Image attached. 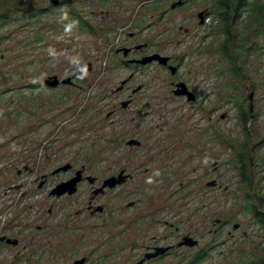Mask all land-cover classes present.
Instances as JSON below:
<instances>
[{"label":"flooded vegetation","instance_id":"obj_1","mask_svg":"<svg viewBox=\"0 0 264 264\" xmlns=\"http://www.w3.org/2000/svg\"><path fill=\"white\" fill-rule=\"evenodd\" d=\"M43 1L50 6L36 12L65 7L67 16L61 15V29L77 26L80 33L87 27L91 29L86 2ZM118 1L113 0L110 9L98 12L113 25L108 35L100 20L96 30L100 37L114 41V82L107 83V93L103 94L114 100L105 114V118L114 115L110 128L114 131V147L109 149L114 152V161L101 163L90 156L78 161L72 156L50 162L48 153L41 154L46 145L32 162H24L26 158L15 149L9 152L0 170L5 176L0 193V264H264V192L255 187L253 173L255 165H261L264 171V160L259 156L260 161L255 163L252 156L263 146L264 136L251 145L244 142L237 160L238 181L249 189L239 212L247 217L249 227H254V237L247 229L239 231L244 220L237 221L228 211L219 216L209 214L210 210L197 212L191 208L192 194L182 192L184 185L197 180L191 176L184 182L187 161L213 148L209 131H213L215 85L208 76L212 71L205 64L185 73L180 68L186 57H192V51L210 49L205 43L214 29L209 18L216 17L215 1L214 9L205 6L195 11L196 23L207 26L206 32L195 34L181 24L176 29L170 26L176 20L175 14L193 0ZM262 3L248 0L242 11L251 7L255 21H260L259 16L264 15ZM6 15L7 11L0 13V20ZM161 23L164 28L153 34L156 42L168 41L170 35L176 42L189 40L179 50L181 56L167 52L165 43L157 46L147 39L148 28ZM179 32L184 34L181 38ZM153 55L165 59L139 61ZM145 67L162 69L169 80L138 81L136 74ZM120 68H128L129 72L119 78L116 71ZM91 69L92 65L86 71ZM79 71L77 65L69 76L51 75L58 78L54 85L43 80L33 86L67 90L93 87L95 83L83 78L86 71ZM65 77L70 81L63 82ZM247 100L250 120L251 96ZM174 101L188 105L187 119L197 115L196 123L184 130H179L177 124L172 127L167 118L173 117L177 109L183 116V108L175 107ZM205 120V126L199 125ZM71 132V119L63 118L53 123L47 137L55 135L59 140V136L68 137ZM14 135V139L19 138L21 133ZM204 161L203 183L220 186L214 177L215 161ZM103 168L105 174L99 171ZM27 172L32 178L24 183L21 177ZM75 178L73 189L64 185ZM109 178H114V184L103 185ZM228 241L236 249L230 247L227 256L216 258L215 252L222 254L220 247Z\"/></svg>","mask_w":264,"mask_h":264},{"label":"rangeland","instance_id":"obj_2","mask_svg":"<svg viewBox=\"0 0 264 264\" xmlns=\"http://www.w3.org/2000/svg\"><path fill=\"white\" fill-rule=\"evenodd\" d=\"M79 1L86 2L84 5L91 17L89 21L91 29H87L88 27L82 29L84 30L82 33L77 26L61 29L59 23L61 15L64 18L67 16L64 15V6L50 8L42 13L36 11L50 6L43 0L7 2L0 0V13L7 11L6 17L0 20V92H4L0 94V170L2 162L14 149L27 159L24 162H32L35 155L41 153L44 145L46 147L41 154L43 156L44 153H48L50 162L65 161L67 157L72 156L78 161L88 156L101 163L114 161V152H109V149L114 147V131L110 129L114 115L105 118L106 112L112 109L114 100L110 96H103L107 93L105 89L107 83L114 82V53L111 50L114 41H107L96 31L99 28L98 20L107 27V35L111 31L113 25H110L109 18L107 19L105 15L100 17L98 12L101 9H110L114 2ZM118 2L123 3L122 0ZM205 6L214 9V1L193 0L175 14L176 20L171 22L170 26L176 29V26L181 24L183 28L191 29L189 32L194 34L206 32L207 26L196 23L194 14L197 9L201 10ZM246 10L248 11L241 10L240 19L232 28L241 40V46L238 47L240 55L238 74L233 72L230 63L224 57L221 48L223 30L221 23L214 16L209 18V22L213 21V33L205 43L210 49L201 50L200 53L192 51V57H186L181 65L183 73L190 69L195 71L199 64L201 67L207 65L208 70L212 71L209 72V80H213L215 85L213 98L215 113L212 120L214 132L212 128L209 131V134L213 135V148L206 154L198 153L187 161L189 166H185L184 169L186 173L184 182L186 177L191 176L197 180L184 185L182 192L192 194L191 208L197 212L210 210L209 214L219 216L226 215L225 212L228 211V214L235 216L237 221L244 220L239 231L247 229L250 237H254V227H249L247 217L244 218L239 212L242 198L249 189L238 181L237 160L240 158L239 154L243 152L244 142L251 145L264 136V15L259 16L260 21H255L251 7ZM33 13L35 14L32 15ZM163 28L162 23L158 27L150 26L147 31H150L148 33L150 38L147 39L157 46L165 43L167 52L172 51L173 55L181 56L179 50L189 44V40L176 42L175 37L170 35L168 41L162 39V42H156L153 34ZM183 35L179 32L178 38ZM198 61L202 62L197 63ZM81 63L92 65L93 70L86 71L83 78L87 83H95L93 87L71 90L65 87L34 88V84L42 82L47 76L71 75L72 70ZM208 70L205 68L204 72ZM116 72L120 78L127 75L129 69L120 68ZM166 74L157 67H145L137 72L136 77L138 81H165L169 80V75ZM98 82L102 84L99 85ZM247 96H251L253 117L244 125L240 109H248ZM179 103L174 101L172 104L183 108V116L180 113L181 109H177L175 115L167 119L172 127L177 124L179 130H184L196 123L198 116L187 119L186 108L189 106ZM63 118L71 119L70 135L59 136V140L55 135L47 137L53 123H58L59 119ZM206 124V120L199 121V125ZM16 132L21 133V136L14 139ZM18 139L19 142L16 144ZM53 139L56 143H53ZM41 142L44 143L42 147ZM181 156L184 157L185 153ZM252 156L255 163L260 161L259 156L264 160V144ZM205 159L209 160L210 164L212 160L215 161L217 168L214 177L220 186L209 187L203 183L201 172L206 168ZM260 166L253 167L254 185L264 192V176L259 178L260 175H264V171ZM99 171L104 174L107 172L104 168ZM3 176L4 174L0 172V193L3 189ZM21 178L25 183L32 178V173L27 172ZM199 220L200 217L198 225ZM230 247L236 249L232 241H228L225 246L220 247L222 254L215 252V257L227 256ZM250 249L248 243L247 251Z\"/></svg>","mask_w":264,"mask_h":264},{"label":"trees","instance_id":"obj_3","mask_svg":"<svg viewBox=\"0 0 264 264\" xmlns=\"http://www.w3.org/2000/svg\"><path fill=\"white\" fill-rule=\"evenodd\" d=\"M215 1V13L219 22L221 23L223 30V39L221 42V48L225 59L230 63L234 73L238 74V60L239 46H241V40L238 38L236 32L233 31V27L240 19L241 10L244 8V3L248 0H214ZM262 8L264 9V2L262 3ZM233 45L235 48H233ZM238 48V49H237ZM238 63V64H237ZM240 117L243 124L249 120V113L244 108L240 109Z\"/></svg>","mask_w":264,"mask_h":264},{"label":"water","instance_id":"obj_4","mask_svg":"<svg viewBox=\"0 0 264 264\" xmlns=\"http://www.w3.org/2000/svg\"><path fill=\"white\" fill-rule=\"evenodd\" d=\"M154 58H158V59H161V60L165 59V58L160 57L158 55H153V56L144 57V58H142L139 61L144 63V62L150 61V60H152ZM79 67H80V71L79 72H83V71H86V70H88L90 68V64L89 63H81L79 65ZM44 81L46 83H48L49 85H54V84L57 83L58 78L56 76H50V77H47ZM62 81L63 82H69L70 81V77L63 78ZM75 182H76V178L71 180L70 182L65 183L64 185L67 186L68 188H71V186H72V189H73L74 185H75ZM210 183H208V184H210ZM113 184H114V178L106 179L105 182L103 183V185H109V186H111Z\"/></svg>","mask_w":264,"mask_h":264}]
</instances>
